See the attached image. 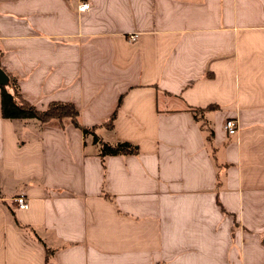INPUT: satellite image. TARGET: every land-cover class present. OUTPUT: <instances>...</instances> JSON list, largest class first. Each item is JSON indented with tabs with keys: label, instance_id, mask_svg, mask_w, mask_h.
Instances as JSON below:
<instances>
[{
	"label": "crops",
	"instance_id": "crops-1",
	"mask_svg": "<svg viewBox=\"0 0 264 264\" xmlns=\"http://www.w3.org/2000/svg\"><path fill=\"white\" fill-rule=\"evenodd\" d=\"M0 67L138 146L0 97V264H264V0H0Z\"/></svg>",
	"mask_w": 264,
	"mask_h": 264
},
{
	"label": "trees",
	"instance_id": "trees-1",
	"mask_svg": "<svg viewBox=\"0 0 264 264\" xmlns=\"http://www.w3.org/2000/svg\"><path fill=\"white\" fill-rule=\"evenodd\" d=\"M0 97H1V112L2 116L6 119H29L36 118L41 123L51 119L70 118L72 123L79 127L85 136L92 135L94 142L98 144V155L100 156L103 165L105 157L110 155H134L138 153V146L131 144L127 141H119L111 144L98 138L96 130L98 127L93 126L86 128L79 124L78 115L79 111L71 103H52L44 110L37 109L30 101L26 100L18 91L15 82L9 80L6 85L0 84ZM216 105L209 104L206 108H193L192 113L196 119L201 116L204 111L214 109ZM104 126L108 129L113 128L112 118L105 122ZM210 135V134H209Z\"/></svg>",
	"mask_w": 264,
	"mask_h": 264
},
{
	"label": "built area",
	"instance_id": "built-area-1",
	"mask_svg": "<svg viewBox=\"0 0 264 264\" xmlns=\"http://www.w3.org/2000/svg\"><path fill=\"white\" fill-rule=\"evenodd\" d=\"M89 7H90V5L88 2H86V1L82 2V3H80L79 11H85V10L89 9ZM136 37H137V34H131L130 40H136ZM238 128H239L238 121L235 119L229 118L225 122L226 133L230 136L236 135ZM12 201H14V204L16 205V207H18L20 209H28L29 208V202L25 198V196H23V195H17V197H14Z\"/></svg>",
	"mask_w": 264,
	"mask_h": 264
},
{
	"label": "water",
	"instance_id": "water-1",
	"mask_svg": "<svg viewBox=\"0 0 264 264\" xmlns=\"http://www.w3.org/2000/svg\"><path fill=\"white\" fill-rule=\"evenodd\" d=\"M9 83L8 76L6 72L3 70V68L0 67V84L6 85Z\"/></svg>",
	"mask_w": 264,
	"mask_h": 264
}]
</instances>
